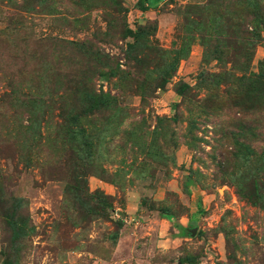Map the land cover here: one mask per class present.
<instances>
[{
	"label": "rangeland",
	"instance_id": "rangeland-1",
	"mask_svg": "<svg viewBox=\"0 0 264 264\" xmlns=\"http://www.w3.org/2000/svg\"><path fill=\"white\" fill-rule=\"evenodd\" d=\"M136 1L0 0V264H264V0Z\"/></svg>",
	"mask_w": 264,
	"mask_h": 264
},
{
	"label": "trees",
	"instance_id": "trees-1",
	"mask_svg": "<svg viewBox=\"0 0 264 264\" xmlns=\"http://www.w3.org/2000/svg\"><path fill=\"white\" fill-rule=\"evenodd\" d=\"M147 0H137L136 1V6L138 9H144V5H143V2H146ZM249 1V0H248ZM247 1V3H248ZM251 1V0H250ZM253 2V3H252ZM255 5H258V2L257 0H253L251 2H249V5H248V8L250 9L251 13H255L256 12V7ZM239 30H243V28H239ZM130 31V30H129ZM128 31V32H129ZM134 44H130V46H133ZM84 98V101H86V103L88 104L87 106V109L92 113V111H98V110H101V109H105V110H108L110 109V107L112 106L113 102L111 100V97L110 96H102L101 94H85V97ZM107 129H105L104 133H103V136H107ZM69 133V132H68ZM115 132H113L112 134H114ZM76 136V137H74ZM77 136H79V140H76L75 138H77ZM121 137V135H119ZM69 138L72 139L71 141V145H73V150L75 152V158L77 160H81L82 158H90L91 156V151L89 150L88 153L84 156V155H81L80 154V150L77 149V147L75 146V144L73 143V140L75 139V143L77 145H82V150L84 149H88V148H91L90 147V143L88 141V138L86 137V135L80 130L78 129L77 127L73 130L70 131L69 133ZM75 178L77 176H74ZM166 217V215H165Z\"/></svg>",
	"mask_w": 264,
	"mask_h": 264
}]
</instances>
